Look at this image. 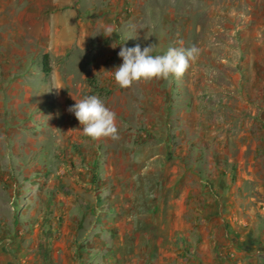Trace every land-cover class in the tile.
I'll return each instance as SVG.
<instances>
[{"label": "rangeland", "instance_id": "rangeland-1", "mask_svg": "<svg viewBox=\"0 0 264 264\" xmlns=\"http://www.w3.org/2000/svg\"><path fill=\"white\" fill-rule=\"evenodd\" d=\"M116 1L74 4L107 13L108 26ZM145 3L152 9L143 5L135 21L141 49L153 45V55H163L195 46L190 63L231 60L221 70L234 79L231 101L223 93L202 102L181 83L165 127L142 120L141 97L129 95L139 87L98 89L116 113L118 140L94 141L79 122L25 125L18 159L0 153L3 264H264V57L256 44L264 42V0ZM246 45L258 65L241 60ZM104 51L96 50L106 61ZM90 64L75 65L86 86ZM209 70L197 72L207 84Z\"/></svg>", "mask_w": 264, "mask_h": 264}, {"label": "crops", "instance_id": "crops-1", "mask_svg": "<svg viewBox=\"0 0 264 264\" xmlns=\"http://www.w3.org/2000/svg\"><path fill=\"white\" fill-rule=\"evenodd\" d=\"M117 1L114 2L117 5L114 11L109 14L112 17L111 24L107 26L102 21L107 13L102 14V10L98 9L81 12L75 8L76 0H0L1 154L10 153L12 160L18 159L19 149L23 148L19 143L18 133L25 125L45 122L49 126L51 124L52 128H57L60 123H64V127L78 123L69 108L75 104L74 99L83 98L84 91H89L87 95L97 96L98 89L117 88L122 90L120 92H125L126 88L115 83L111 71L123 63L118 55L122 46L134 47L139 44L138 37L126 41V34L131 32L137 35L135 21L142 15L143 5L148 12L152 7L145 3L146 0ZM89 17L97 19L90 23ZM90 33L94 35V41L87 40ZM256 44L257 48H261V58L264 57V42L261 37L257 38ZM101 49L102 52L106 50V61L100 58L102 53L96 52ZM253 49L254 46L246 45L243 56L240 55L241 60L248 65L254 64L258 59ZM229 51L233 55L234 49L230 48ZM77 61L81 67L91 62L90 85L86 86L83 80L77 81ZM220 61L207 66L206 63L192 61L188 68L191 70L190 82L185 78L187 70L180 79L172 77L175 83L170 79L134 83L129 90L133 86L139 87V90L129 92V95L141 97L138 105L144 107V113L143 119L140 118L146 125L159 120L165 127L168 126L164 123L170 109L178 108V105L173 104L172 98L184 94L183 88H178L183 85L181 83L187 85V92L197 99L201 100L205 96L218 100V96L225 93L224 100L230 102L234 79L230 72L227 74L221 70L223 63L231 64V60L221 58ZM255 64L258 65L259 61L256 60ZM207 67L210 69L208 84L204 83L206 77L201 80L203 77L197 75L199 70L201 73L205 72ZM255 74L252 72L250 79H259V75ZM80 76L81 79L86 77L84 73ZM92 76H97L100 80L94 83ZM219 82L224 83L222 88L217 85ZM261 90H264V86ZM153 98L159 99L160 111L156 107L158 102H154ZM170 103L173 104L172 108ZM211 127L213 126L209 123L208 128ZM0 255L3 256V251H0ZM0 264H3L2 259Z\"/></svg>", "mask_w": 264, "mask_h": 264}, {"label": "clouds", "instance_id": "clouds-1", "mask_svg": "<svg viewBox=\"0 0 264 264\" xmlns=\"http://www.w3.org/2000/svg\"><path fill=\"white\" fill-rule=\"evenodd\" d=\"M111 30H109V36ZM137 35L131 32L126 34V41L135 39ZM153 45L141 49L137 44L134 47H121L118 53L123 63L113 73L115 83L121 88H129L141 81L169 80L171 77L180 79L190 66V61L199 54L195 46L169 47L163 55H153ZM74 99V98H73ZM69 108L82 126L84 136L92 140L110 138L118 140L116 113L110 110L104 101L97 95H85Z\"/></svg>", "mask_w": 264, "mask_h": 264}, {"label": "trees", "instance_id": "trees-1", "mask_svg": "<svg viewBox=\"0 0 264 264\" xmlns=\"http://www.w3.org/2000/svg\"><path fill=\"white\" fill-rule=\"evenodd\" d=\"M95 181V175L92 174V183Z\"/></svg>", "mask_w": 264, "mask_h": 264}]
</instances>
